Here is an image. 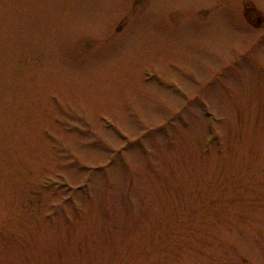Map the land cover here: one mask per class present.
Returning a JSON list of instances; mask_svg holds the SVG:
<instances>
[{
    "label": "rangeland",
    "instance_id": "rangeland-1",
    "mask_svg": "<svg viewBox=\"0 0 264 264\" xmlns=\"http://www.w3.org/2000/svg\"><path fill=\"white\" fill-rule=\"evenodd\" d=\"M0 264H264V0H0Z\"/></svg>",
    "mask_w": 264,
    "mask_h": 264
}]
</instances>
